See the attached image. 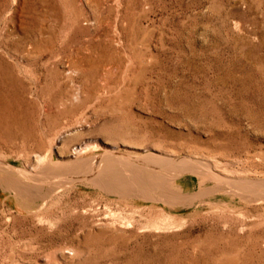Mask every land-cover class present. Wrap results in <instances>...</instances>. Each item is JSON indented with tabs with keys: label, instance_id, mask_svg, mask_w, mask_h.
<instances>
[{
	"label": "rangeland",
	"instance_id": "obj_1",
	"mask_svg": "<svg viewBox=\"0 0 264 264\" xmlns=\"http://www.w3.org/2000/svg\"><path fill=\"white\" fill-rule=\"evenodd\" d=\"M101 154L176 199L81 180ZM0 164V264H264V193L225 189L264 184V0H0Z\"/></svg>",
	"mask_w": 264,
	"mask_h": 264
},
{
	"label": "bare ground",
	"instance_id": "obj_2",
	"mask_svg": "<svg viewBox=\"0 0 264 264\" xmlns=\"http://www.w3.org/2000/svg\"><path fill=\"white\" fill-rule=\"evenodd\" d=\"M84 162H86V161H84ZM149 162H150V160H148V159L145 162H140L139 163V162H134L132 160L131 161L130 160H122L121 158H118L115 155L104 154L101 157L97 155V156L92 157L90 159V161L88 162V166L86 168H84V169L79 170L78 173H80L79 174V178L81 180H87L88 177H89V180L90 181L94 182L95 184L99 185L100 187L104 188L105 190L113 191V192H116L118 194H126V193H130V192H133L134 191L136 193L138 192L140 194H143L146 197H147L148 194H160L161 196H166V198L168 200H175L176 199V196L173 195L174 193L171 190H169L168 188H166L167 187L166 185L167 184H170L169 181L171 179H175V174L177 175V172L180 171L182 173L184 169H180L181 168L180 167L179 170L177 171V169H175L174 167L171 168V169L169 167V169L167 170V169H165L163 167V165H161V166H159L158 170H155V169H152V168L149 167ZM77 163H78V161H77ZM77 163H75V164H77ZM77 167H78V164H77ZM82 167H83V165H82ZM4 168H8V167H5V165L0 164V172H2V171L3 172L4 171L6 172L7 170H4ZM192 169H194V172H198L199 173V171H200V170H197L196 168H192ZM52 170L53 169L51 167V164L46 167V171H52ZM163 170L164 171H167V172L166 173H163ZM7 174H10V173H7ZM0 175H2V174L0 173ZM25 175H26V180H28V179H34V180L38 181V179H39L38 176H37L38 175L37 173L34 174V175H30L29 173H27V174L25 173ZM201 175L203 177H205V178H210V179H216L217 178V176L210 169H208V168L205 169V170H203L201 172ZM14 176H17V175H14ZM3 179H4V177L3 176H0V180H3ZM204 182L205 181H203V183ZM233 182L232 181H229V183L227 182L228 187L225 188V189H228L229 191L233 189L234 192H237V193H239L241 195L244 194V193L245 194H259L257 192L264 193V184L250 182L248 184L241 183L239 185V184H233ZM5 183H6L5 186L7 187V189H9V188L15 189L20 194H21V192L22 193L23 192H28L29 193V191H31V190L34 191V192H36V193H39L40 192V188L39 187L33 186V185L30 186V185L23 184L21 181H18V180L7 179V181ZM215 184H218V183H215ZM53 186H52L53 188L51 187V190L52 191L56 190L57 187H59V185H57V186L53 185ZM206 188H209V187H206ZM215 188H213V189H215ZM49 190H50V188H49ZM201 190H202V188H201ZM223 191H224V189H223ZM45 192H47V191H45ZM177 196H179V195H177ZM185 198H188V196L185 197ZM157 199H159V198H157ZM24 203H26V202H24ZM26 204H25V206H26ZM35 207H36V205H35ZM26 208H29V207H26ZM185 208H186V206H185Z\"/></svg>",
	"mask_w": 264,
	"mask_h": 264
}]
</instances>
